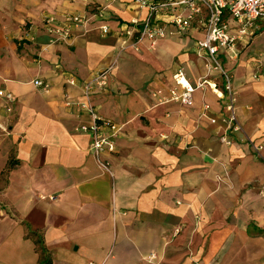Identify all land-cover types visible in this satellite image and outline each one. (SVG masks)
Masks as SVG:
<instances>
[{"label": "crops", "instance_id": "1", "mask_svg": "<svg viewBox=\"0 0 264 264\" xmlns=\"http://www.w3.org/2000/svg\"><path fill=\"white\" fill-rule=\"evenodd\" d=\"M78 14L91 20L63 41L46 31ZM145 17L136 0H0V264H38L35 240L50 264H264V19L222 58L241 126L227 134L211 89L190 107L165 101L178 69L192 86L206 75L201 26L123 46ZM87 101L117 127L100 157L109 172L77 131L92 121Z\"/></svg>", "mask_w": 264, "mask_h": 264}, {"label": "built area", "instance_id": "2", "mask_svg": "<svg viewBox=\"0 0 264 264\" xmlns=\"http://www.w3.org/2000/svg\"><path fill=\"white\" fill-rule=\"evenodd\" d=\"M138 6L146 11V17L142 22L132 20L120 32L123 46L130 44L136 47L143 40H148L151 45L165 38L169 29L178 35H184L199 24L203 32V40L195 46V55L204 61L206 75L199 79L194 86L190 85L185 78L182 69H178L173 75L174 87L168 91L166 102H176L184 106H192V95L195 91L211 89L220 99L223 100V108L227 112L224 121L227 134L241 132V126L235 114L236 92L232 88V76L223 67L222 58L236 60L238 56L237 42L247 41L256 33V22L264 19V0H136ZM95 17V15H93ZM66 27L53 28V18L45 20L46 31L56 33L60 36L58 40L63 41L69 35V27H85L90 18L85 15L67 16ZM232 21L236 34L230 33L228 21ZM103 35L109 33L106 27L100 28ZM210 75H217L223 81V93L217 94V85L208 80ZM72 83V82H70ZM93 84L103 89L107 85L106 72L100 73L93 83L86 84L83 88L87 97ZM33 85L42 90L47 85L40 80H35ZM6 100L12 101L10 95H3ZM92 121L88 126H80L77 131L89 134L91 144L90 153L95 157L101 170L109 172V164L101 161V154L113 153L117 127L110 121L100 119L94 112L90 102L84 106ZM101 127L111 131V135L103 136ZM221 142L228 144L225 137ZM251 147L258 153L259 147L250 142Z\"/></svg>", "mask_w": 264, "mask_h": 264}, {"label": "trees", "instance_id": "3", "mask_svg": "<svg viewBox=\"0 0 264 264\" xmlns=\"http://www.w3.org/2000/svg\"><path fill=\"white\" fill-rule=\"evenodd\" d=\"M37 245V253L39 254V263L38 264H50V259L48 255L44 252L42 243L38 240L34 242Z\"/></svg>", "mask_w": 264, "mask_h": 264}]
</instances>
